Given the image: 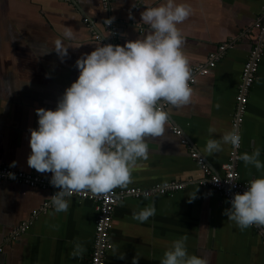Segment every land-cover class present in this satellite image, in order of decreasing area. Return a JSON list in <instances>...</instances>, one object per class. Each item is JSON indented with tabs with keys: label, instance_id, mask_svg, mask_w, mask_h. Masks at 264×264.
<instances>
[{
	"label": "crops",
	"instance_id": "crops-1",
	"mask_svg": "<svg viewBox=\"0 0 264 264\" xmlns=\"http://www.w3.org/2000/svg\"><path fill=\"white\" fill-rule=\"evenodd\" d=\"M165 2L112 0L106 8L101 0H0V166L51 179V173H39L27 164L30 130L38 128L36 109L55 110L66 88L78 78L77 59L109 41L112 25L121 46L128 40L143 39L151 29L141 13ZM175 2L191 7L190 16L177 25L190 70L206 65L212 54L220 53V58L209 73L198 75L190 85L189 104L164 106L169 113L166 132L147 140L148 159L137 161L127 186L150 189L177 181L185 187L173 194L121 198L113 213V248L106 264H133V258L136 264H161L165 251L182 236L188 237V254L208 256L210 264H264V229L240 230L228 220L224 211L231 207L230 202L201 185L205 174L192 155L198 153L212 172L223 173L231 145L222 144L220 152L210 155L206 143L219 141L233 130L243 68L254 43L255 32L250 28L261 14L264 0ZM109 19L112 22L107 24ZM66 28L72 30L73 39L63 36ZM57 39L68 47L63 59L53 49ZM223 44L226 47L220 50ZM209 128L216 131L210 133ZM240 132V155L259 148L258 159L264 164V58ZM12 162L15 166H10ZM237 168L246 183L264 176V168L246 166L241 159ZM65 199L70 201L67 212H56L54 206L42 210L51 200L49 189L0 180V264H89L95 202L74 196ZM150 207L155 208V215L146 222L133 219L134 213ZM35 210L37 215H33ZM28 221L24 232L13 233ZM77 243L86 249L83 259L69 256Z\"/></svg>",
	"mask_w": 264,
	"mask_h": 264
},
{
	"label": "clouds",
	"instance_id": "clouds-1",
	"mask_svg": "<svg viewBox=\"0 0 264 264\" xmlns=\"http://www.w3.org/2000/svg\"><path fill=\"white\" fill-rule=\"evenodd\" d=\"M190 14L189 5L175 0L145 8L141 19L149 25L150 34L122 46L98 45L78 58V78L66 88L55 110L36 109L38 128L30 130L27 164L39 173L52 174L50 183L59 189L52 195L56 212H67L70 201L65 197L73 194L99 197L118 187L126 189L137 161L148 159L147 140L163 137L166 132L169 113L164 106L179 108L190 103L191 70L177 27ZM63 36L74 38L70 28ZM53 49L61 59L68 55L61 39L55 41ZM215 131L209 128L210 133ZM240 141V133L234 128L219 141L208 140L205 151L218 153L222 144L239 148ZM259 156L257 148L239 159L259 170L264 168ZM9 178L15 179V175L10 173ZM230 203L224 214L240 230L251 226L264 229V176L251 180L247 190L234 194ZM154 215L155 208L150 207L134 213L133 219L146 222ZM187 239L182 236L175 240L161 264H210L208 256L188 254ZM85 250L77 243L69 256L83 259Z\"/></svg>",
	"mask_w": 264,
	"mask_h": 264
},
{
	"label": "built area",
	"instance_id": "built-area-1",
	"mask_svg": "<svg viewBox=\"0 0 264 264\" xmlns=\"http://www.w3.org/2000/svg\"><path fill=\"white\" fill-rule=\"evenodd\" d=\"M112 0H101L104 7H108ZM251 31H254V43L252 49L249 53L247 60L245 61L242 82L238 89L237 94V110L234 114L232 120L233 129H237L240 133V128L244 120V112L248 102L249 94L251 88L258 77V70L260 63L264 58V7L262 8L260 16L254 21L253 25L250 28ZM118 31L111 26L109 41H106L103 44H113L119 45L117 40ZM96 38H100L99 34H95ZM226 44L220 46V50L225 49ZM220 58L219 54H212L209 62L206 65H199L193 68L191 71V79L189 81V86L195 82L198 75H204L210 72V70L216 65L217 61ZM180 132L179 130H177ZM242 147V138L240 141L239 148H233L231 145V151L228 156L227 161L223 164V173H215L210 170L206 165L203 158L196 152H193V157H195L201 166L204 177L200 180L202 186H205L209 189L216 190L222 196H224L229 202L234 197V194L240 193L243 194L247 190L248 184L243 182L240 178L238 172V162L240 155V150ZM12 173L15 175V179L9 178V174ZM13 180L18 182H25L30 186H39L43 189H49L51 192V200L45 202L42 210H48L52 208V195H54L58 188L51 185L50 180L44 177L33 175L27 172L18 171L8 167L0 166V180ZM185 187L184 182L177 181H165L162 182L153 188L150 189H140V188H116L114 191L107 196L94 197L90 193H81L73 194L72 196L78 197L81 199H91L95 202L97 216L95 220V238L92 251L90 254L89 264H106L107 256L109 251L113 248V242L111 240V228H112V218L116 204L120 201L121 198L125 196H148L152 194H173L175 191L180 190ZM231 204V203H230ZM38 210L33 212V215H37ZM30 221L24 222L18 225L14 232L19 234L24 232L29 227ZM256 227V226H254Z\"/></svg>",
	"mask_w": 264,
	"mask_h": 264
}]
</instances>
